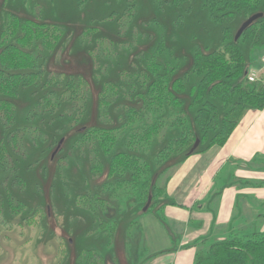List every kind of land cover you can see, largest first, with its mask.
Wrapping results in <instances>:
<instances>
[{
    "label": "rangeland",
    "instance_id": "374dc122",
    "mask_svg": "<svg viewBox=\"0 0 264 264\" xmlns=\"http://www.w3.org/2000/svg\"><path fill=\"white\" fill-rule=\"evenodd\" d=\"M159 6L157 0H133V13L121 24L127 0H0V32L10 14L60 27L54 50L33 45L45 65L38 85L8 97L16 106L14 123L7 128L0 117V139L23 134L18 152L7 145L14 169L9 177L0 175V193L6 198L10 192L24 202L20 213L5 208L0 216V264H194L197 253L216 241L264 230V139L260 154L241 162L231 159V167L221 158L226 144L211 147L210 138L191 154L189 147L172 152L166 148L183 137L184 126L202 133L193 118L199 105H192L190 92L200 73L186 75L187 89L176 107L150 110L135 95L120 94L112 99L110 113L102 114L100 95L107 83H116L121 92L137 85L148 94L141 82L156 78L148 61L162 42L157 61L178 62L183 71L192 68L198 50L223 45L228 33L232 37L244 22L237 18L227 25L224 39V25L213 20L201 0H193L190 10L172 2ZM113 11L120 12L113 16ZM100 25L101 32L86 37L89 29ZM252 45V36L239 44L256 81L264 80V47ZM61 74L84 76L91 89L77 118L80 110L71 101H65L54 116L39 110L47 89L54 88L47 93L54 98L65 87L63 80V88L54 82ZM47 77L49 86L40 88ZM210 98L221 102L218 96ZM255 110L248 109L240 122ZM126 113L143 120L134 127L136 135L131 136L132 118L127 119ZM153 116L162 123L142 138L143 123ZM86 127L116 128L111 131L118 135L112 151L101 152L100 135L85 137ZM218 127L209 131L210 136ZM257 129L264 131V119ZM117 151L135 154L134 165L139 167L121 171L112 161ZM144 163L147 171L139 169ZM238 167L246 174L237 175ZM154 173L157 195L144 211L152 194L146 195L143 183ZM15 177L22 181L14 182ZM92 192L101 193L100 207L87 200Z\"/></svg>",
    "mask_w": 264,
    "mask_h": 264
},
{
    "label": "trees",
    "instance_id": "16d2710c",
    "mask_svg": "<svg viewBox=\"0 0 264 264\" xmlns=\"http://www.w3.org/2000/svg\"><path fill=\"white\" fill-rule=\"evenodd\" d=\"M157 1L160 8H163L165 3L167 5L172 2L176 7L186 5L188 10L191 9V3L193 2V0ZM127 2L128 7L126 10H122L123 14L121 12L122 19H120V23H127L128 17L133 13V0H127ZM201 5L211 13L215 22L224 25V39L227 38L226 33L229 28L227 25L237 18L245 21L250 16L259 12L263 16L247 28L238 40H235L238 30L236 29L232 37L231 33H228L227 41L218 48L198 50L191 69L182 71L180 63L172 62L167 58L157 61L158 54L162 51L161 49H164L162 48V42L158 54L154 56L151 62L148 61V66L156 74V78L151 79L148 84L145 79H143V83L145 84L141 82V85L146 87L148 94L142 92L137 85H132L130 90L121 92L117 89L116 83H107L108 85L106 84L105 86L107 89L101 92L100 95L99 105L104 116L110 113L109 107L112 99L120 94L129 98L135 95L150 110L155 109V111H159L165 109L166 106L170 109L182 103L179 95L187 89L186 79H188V76L186 75L191 71L197 74L200 73L202 76L198 83L190 85V92H192L194 97L192 105H199L193 118L197 126L202 129V133H199L196 129L184 126L183 137L176 139L174 143L166 147L171 152L172 150H182L189 147L187 150L189 153L197 139L200 140L199 148L203 146L208 138H210L209 145L211 147L215 145L224 146L248 109L263 110L264 108V80L249 81L250 65L245 60L239 46L243 39L252 36L253 47H264V0H201ZM119 12L113 11L112 15L114 16L115 13L119 14ZM59 29L60 27L55 23H46L39 18L20 20L17 16L10 14L8 24L0 32V94L5 97L0 99V117L4 120V125L7 128L14 123L16 115V106L8 97H15L20 95L24 89L38 85V81L42 78L41 74L45 65L39 61L42 55L34 51V43L43 44L45 50H54L57 45L56 39ZM101 30V25L93 27L87 31L86 37H91L94 33L101 32ZM52 36L55 38H52ZM159 69L163 71L159 72ZM61 76V78L56 77L54 82L60 85L63 80L62 82L65 84L64 88L62 86L63 83L61 84L63 90L56 97L51 98L47 96V93H53L54 88L47 89L46 94L41 98L42 104L39 106L40 109H38L54 116L65 101H71L80 110L76 116L77 118L85 108L91 89L85 85L87 82L84 76L76 77L72 74H69V76L61 74ZM47 78V80L44 79L45 81L43 80V83L39 84L40 88L49 86L51 77ZM35 91L37 92L39 89ZM151 91L152 93H149ZM208 96H218L221 98V102L217 103L213 98ZM127 110H132L135 113L136 109L127 106ZM144 111L146 112V110ZM183 112L185 111L183 110ZM126 118H132V123L129 126L133 128L131 136L136 135L138 130L136 131L134 127L141 124L143 120H133L134 115L130 116L127 113ZM177 118H181V115L175 119ZM108 121L111 122L110 118ZM161 121V119L153 116V118H149L143 123L142 138L147 135L149 137L158 127L159 123H162ZM179 121L181 122L180 119ZM124 122L126 126L127 120ZM218 125L216 133L210 136L209 131ZM86 129L89 131L85 137H90L92 133L100 135L98 146L101 152L108 154L112 151L117 142L118 135H112L111 131L116 128L93 127L89 129L86 127ZM22 135L11 137V134H8V141L5 138L0 139V175L9 177L8 173L14 169L15 160L11 158L7 145L10 143L13 149L17 148L16 151L18 152L20 150ZM60 139L57 143H59ZM128 145H130L129 142ZM99 149L97 148L96 150ZM137 160L138 158L135 154L119 151L112 154L113 163L118 167L121 166V171H132L134 168H138V165H134L137 163ZM96 167H101L100 160L96 164ZM139 169L147 171L148 165L144 163ZM114 170L115 168L111 170V176L115 174ZM119 173L120 171L117 172V174ZM156 174L154 173L143 183L144 188H147L146 195L148 196L151 193L154 199L157 195V180L156 182L154 181ZM13 180L14 182L22 181L19 177H15ZM130 182L133 183L132 181ZM87 198L96 208L100 207L104 201L100 192H92ZM5 208H11L14 213L18 214L23 211L24 202L15 200L14 195L10 192L7 193L6 198L0 193V216L3 214ZM194 264H264V230L252 231L250 234L246 233L244 238L216 241L210 245L207 251L197 253Z\"/></svg>",
    "mask_w": 264,
    "mask_h": 264
},
{
    "label": "crops",
    "instance_id": "0c3cea01",
    "mask_svg": "<svg viewBox=\"0 0 264 264\" xmlns=\"http://www.w3.org/2000/svg\"><path fill=\"white\" fill-rule=\"evenodd\" d=\"M264 119V109L255 110L254 112H249L242 122L236 127L235 131L229 138L225 147L223 148V156L221 157L223 161L231 162V159L237 162L244 161L252 156H257L263 151V142L260 139H264V131L257 129V125ZM256 129V130H255ZM259 131V134L257 132ZM224 165V166H225ZM228 166H225V171L228 170ZM238 167L236 174H246V169ZM258 174L262 177V173Z\"/></svg>",
    "mask_w": 264,
    "mask_h": 264
},
{
    "label": "water",
    "instance_id": "95a60500",
    "mask_svg": "<svg viewBox=\"0 0 264 264\" xmlns=\"http://www.w3.org/2000/svg\"><path fill=\"white\" fill-rule=\"evenodd\" d=\"M262 16H263L262 13H256V14L250 16L248 19H246V20L242 23V25L240 26V28L238 29V31H237V33H236V36H235V40H238V39L240 38V36L243 34V32H244L247 28H249V27H250V26H251V25H252L257 19L261 18ZM61 143H62V142H61ZM199 143H200V142H199V139H197L196 142H195V144H194L193 147L191 148L189 154L193 153V152L197 149ZM60 145H61V144H59V147H60ZM151 201H152V195H149L148 202H147L146 206H145L144 209H143L144 211H146V210L149 208V206H150V204H151Z\"/></svg>",
    "mask_w": 264,
    "mask_h": 264
},
{
    "label": "built area",
    "instance_id": "2783aa9c",
    "mask_svg": "<svg viewBox=\"0 0 264 264\" xmlns=\"http://www.w3.org/2000/svg\"><path fill=\"white\" fill-rule=\"evenodd\" d=\"M256 78H257L256 73L251 71L249 76H248L249 81L254 82V81H256Z\"/></svg>",
    "mask_w": 264,
    "mask_h": 264
}]
</instances>
